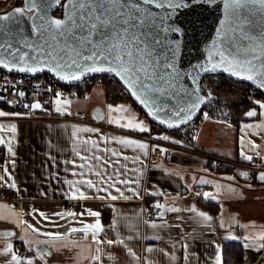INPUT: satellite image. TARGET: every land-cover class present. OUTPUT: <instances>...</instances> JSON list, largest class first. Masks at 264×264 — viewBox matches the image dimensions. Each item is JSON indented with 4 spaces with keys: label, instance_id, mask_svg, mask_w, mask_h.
Returning <instances> with one entry per match:
<instances>
[{
    "label": "crops",
    "instance_id": "0c3cea01",
    "mask_svg": "<svg viewBox=\"0 0 264 264\" xmlns=\"http://www.w3.org/2000/svg\"><path fill=\"white\" fill-rule=\"evenodd\" d=\"M19 1L21 0H0V13L17 6ZM94 93L96 97L91 96L85 101H82L83 96L70 98L73 103L69 107L64 105L62 112L56 111L57 102L49 104V109L44 112L41 109L31 112H25L20 107L14 109L16 99L9 95L5 99L7 104L0 103V110L22 114L0 118V123H14L17 126L15 133L7 130L0 132V137L12 141L11 146L15 153L13 156L8 152V143L0 145V151L4 154V158L0 160V175H5V180L0 181V232H12L9 237H0V251L7 244H11L14 251L23 258L31 259L33 264H145V261L148 264H215V255L219 248L223 264L224 243L235 242L243 249V260L237 264H262L264 251L258 252L244 247L248 243L245 237L264 234V218L247 217V210L253 208L255 201L264 197V182L257 179L260 172L248 175L247 178L240 175L246 171L238 168L234 170L239 177L218 173L214 169V162L184 151H172L168 158H162L157 153L152 157L155 146L150 145L148 138H154L160 143L177 144L176 138L179 136L174 134L164 140L159 132L141 133L123 129L115 123L109 124L108 106L124 105L148 127L141 110L135 108L131 102L110 104L105 101V89H98ZM254 106L259 112L258 106ZM93 108L99 109L104 118L97 121L90 116L88 113ZM78 113H83L85 117L78 118ZM117 115L119 114L112 113L113 118ZM261 119L259 116L247 117L236 124H230V127L229 124L218 122L220 120H205L199 123L192 138L194 150L230 162L245 163L247 161L240 155L241 139L245 142L252 140L257 145L264 146V133L243 129V125L255 124ZM73 126L91 127L98 131L79 133V139H74L71 134ZM252 131L258 134L252 135ZM113 137L131 138L147 143V155L134 148L121 146ZM87 139L95 141L99 150L94 149L91 144L85 150L81 140ZM106 148L114 149L120 155L114 157L111 152L104 151ZM76 151L80 152V156L87 157V160L77 156ZM93 153L107 159L111 166L104 164L103 160L97 162L92 159ZM248 154L255 156L251 151ZM124 156L129 159L124 160ZM137 156L139 160L134 162ZM257 158L264 165V160ZM117 160L119 163H116ZM10 161H14V164ZM81 164H92L94 167L89 171L87 166L81 168ZM4 168H7V174L4 173ZM133 169L139 171H132ZM98 170L102 171L104 186L114 180H129V184H116V187L132 198L101 200L98 197L105 196V193L88 189L83 184H75V187H79L89 197L97 198H70L74 187L67 181L91 179L96 182L101 179L94 174ZM118 173L120 174L117 175ZM229 176L234 179L228 180ZM201 178L210 183H199ZM136 179L140 180L138 185L134 183ZM12 183L16 187H10ZM2 186L12 189V197L6 198L2 195ZM128 188L139 192V196L127 191ZM111 191L112 194H117L114 189ZM154 192L160 194L153 195ZM204 192L211 193L215 199L205 198ZM199 196L219 204L217 216L201 209L197 204ZM146 203L163 204V217L144 220L142 214ZM169 207L179 208L180 211L168 212L166 209ZM193 208L212 216V221L207 224L201 222L190 211ZM86 209L101 213L103 231L99 233L100 239L123 243L97 245L90 233L87 236L83 233H68L67 230L72 227L79 228L84 223L95 222L96 218L88 216ZM69 211L77 215L64 218L55 215ZM153 222L162 227L152 228L150 224ZM28 225H32L37 231H33ZM46 232L67 234L55 238L43 235ZM233 236L236 239L230 238ZM256 243L261 244L264 241L257 240ZM36 244L42 245L48 253L45 255L35 250L33 246ZM184 245H187V250ZM97 247L101 248V258L94 261L92 256ZM20 248L26 249V253H19ZM129 248L135 253V257L128 255ZM148 248L153 251H146ZM185 255L189 256L187 261L184 260ZM6 259L0 256V264H4Z\"/></svg>",
    "mask_w": 264,
    "mask_h": 264
},
{
    "label": "snow or ice",
    "instance_id": "6c2138e0",
    "mask_svg": "<svg viewBox=\"0 0 264 264\" xmlns=\"http://www.w3.org/2000/svg\"><path fill=\"white\" fill-rule=\"evenodd\" d=\"M199 3L215 4L216 0H25L24 7L0 15V69L25 74H36L46 69L66 82L80 80L88 73H112L123 81L125 89L139 104L143 105L149 117L157 120L161 125H167L168 128L179 127L190 121L196 111L205 103V95L201 94V87L198 84L201 73H228L232 77L253 81L258 88L264 89V26H261L259 30L252 28L254 21L244 12L248 7L258 8L260 10L258 14L264 20V0H223L224 19L220 21L216 37L209 46L206 61L193 65L187 71L178 66L179 41L171 40L169 36L179 33L181 29L172 23V20L180 10ZM54 6L63 8V18L48 16V9ZM25 16L31 21V35L34 37L32 40L22 37L21 25ZM13 24L15 29L12 27ZM186 78L191 81L193 87L186 85ZM16 94L21 98L26 95L22 90ZM55 95L57 98L61 96L59 92ZM206 95L209 100L213 99L211 92ZM174 98L178 99L180 103L175 107H170L165 101ZM252 102L258 106L260 111L258 112L254 108L246 111L244 115L248 118L259 116L262 119L255 124L245 123L243 129L259 130V133H264V102L259 100ZM9 103L12 102L9 101ZM67 104L66 99L63 100V103L57 99L56 111L62 112L64 105ZM23 106L29 111L41 109L39 101ZM108 113L109 124L115 123L123 129L136 130L141 133L150 131L144 121L139 120L131 109L124 105L115 107L109 105ZM112 113L119 115L113 118ZM21 115V113H8L0 110V118ZM203 116L205 120L210 119L206 112ZM218 122L223 123L224 121ZM16 128L14 123L9 125L0 123V132L7 130L15 133ZM97 131L91 127L76 128L73 126L71 134L74 139H79V133H96ZM251 134L258 133L252 131ZM101 138L103 139V137ZM112 139L121 146L134 148L147 155L149 145L145 142L123 137H113ZM162 139L168 140L169 137L165 135ZM81 142L85 145V150H88L86 147L88 144L99 150L95 141L87 139L81 140ZM5 143L9 145L8 152L14 156L12 141H6L0 137V145ZM246 148L247 150H245ZM104 151L111 152L114 157L120 155V152L114 149L106 148ZM249 151L253 152L255 157L264 160V146L257 145L252 140L245 142L242 138L240 155L245 161L254 159L253 155L248 154ZM76 155L80 156V152L76 151ZM80 158L87 160V157L84 156H80ZM92 159L97 162L103 160L104 164L111 166L107 159L94 153ZM128 159L127 156H124V160ZM138 160V156L134 158V162ZM10 163L14 164V161H10ZM69 163H74V161H69ZM116 163H119V160ZM86 166L89 171L94 167L92 164L80 165L81 168ZM3 171L5 174L8 172L7 168H4ZM132 171L138 172L139 170L133 169ZM94 174L101 179L96 182L91 179L78 182L67 181L70 186L74 187L70 198L79 200L97 198L89 197L79 187H75V184H83L88 189L105 193V196L98 197L101 200L107 198L116 201L117 199L129 200L132 198L125 195L124 190L116 187V184H129V180H114L104 186L102 171L98 170ZM81 175L83 176L84 173ZM240 175L247 178L249 174L241 172ZM7 178L11 179L10 176ZM227 179L233 180L234 177L229 176ZM257 179L264 182V172H260ZM3 180H5V175H0V181ZM134 183L138 185L140 180L136 179ZM199 183L210 182L201 178ZM98 185L100 186L98 187ZM9 186L16 187L15 183ZM112 189L117 194H112ZM127 191L133 192L134 196H139V192H134L132 188H128ZM152 194L159 195L160 193ZM197 195L200 194L197 193ZM203 196L215 199L209 192H204ZM155 207L164 209V205L160 203H156ZM85 211L88 216L96 218L95 222L84 223L79 228L72 227L67 230L68 233H83L85 236L90 233L92 240L97 245L111 246L123 243L112 239H100L99 233L103 231L101 213L91 209ZM166 211L179 212L180 209L169 207ZM190 211L195 213L199 220L205 224L213 219L212 216L203 211L198 212L195 208ZM40 215L45 216L44 213H40ZM55 215L64 218L74 217L77 214L69 211L55 213ZM163 215L164 213L161 211L160 216L163 217ZM150 226L152 228L162 227L154 222ZM28 227L37 231L32 225H28ZM66 234L43 233L45 236L55 238ZM0 235L11 236L12 233L5 231ZM156 238L159 239V237ZM230 238L236 239L234 236ZM245 239L248 240V243L244 245L245 248L255 249L258 252L264 251V243H256L257 240L264 241V234L245 237ZM183 247L187 250V245ZM146 251L152 252L153 249L148 248ZM100 252L101 248L97 247L92 260H100ZM164 254L168 255L167 252ZM128 255L135 257V253L130 248ZM0 256L7 258L4 264H33L31 259L23 258L14 251L11 244H7L0 251ZM188 259L189 256L185 255L184 260ZM145 264H148V261H145ZM215 264H222V253L219 248L215 255Z\"/></svg>",
    "mask_w": 264,
    "mask_h": 264
},
{
    "label": "built area",
    "instance_id": "2783aa9c",
    "mask_svg": "<svg viewBox=\"0 0 264 264\" xmlns=\"http://www.w3.org/2000/svg\"><path fill=\"white\" fill-rule=\"evenodd\" d=\"M62 13L63 8L61 6H57L56 10L53 12V15L56 17H61ZM100 77L101 76L88 77L82 80L80 83L84 82L87 86L92 87L97 83ZM218 78L219 75L214 74L206 75L202 78L200 87L201 94L205 95V103L203 104V107L199 111L198 115L188 124L180 128L183 132H185L192 126L198 125L199 123L205 121L203 116L205 112L209 114L210 119L224 121V123L226 124H233V115L229 107L223 103H217L214 100V97L213 99L209 100L206 95L209 92H211L212 94V85L214 82L218 81ZM13 85H15V87H13ZM20 90L26 93L25 97L21 98L16 94ZM57 92L61 94L60 98L76 97V92L72 85L64 84L45 72L23 75L19 73L9 72L7 69H0V94L9 95L15 99L20 98L21 100H16L15 104L25 112L33 111H29V109H26L23 106L24 104H31L29 102L30 100H40L45 103H49L50 100L57 98V96L55 95ZM250 92L251 93L249 94V100H251V102L253 100H259L261 102H264V94H262L259 90L252 88ZM85 93L87 92L85 91ZM126 94L127 93L124 91L123 95ZM129 102L133 103L132 99H130ZM225 113H227V115H225ZM141 114L144 119L147 120L150 132H159V134L162 136H174V130L161 128L152 121H150L145 115V113H143L142 111ZM77 117L84 118L85 115L83 113H78ZM176 140L177 144H166L157 142L154 138H148V142L150 143V145L155 146L152 152V157L157 153L160 154L162 158H168L172 151H184L199 155L207 161H212L217 167L229 166L244 170L248 172L249 176H252L253 174L259 172H264V165H262L260 160L255 156L252 161H247L245 163H234L228 160L215 158L212 155L194 150L192 139L184 135L179 136L178 138H176ZM3 158L4 154L0 151V160H2ZM1 193L6 198L12 197L13 195L12 189L6 186L1 187ZM161 211L162 209H157L155 207V204L146 203L144 204V210L142 214L143 219L146 221L154 220L160 216ZM19 253H26V249L20 248Z\"/></svg>",
    "mask_w": 264,
    "mask_h": 264
},
{
    "label": "water",
    "instance_id": "95a60500",
    "mask_svg": "<svg viewBox=\"0 0 264 264\" xmlns=\"http://www.w3.org/2000/svg\"><path fill=\"white\" fill-rule=\"evenodd\" d=\"M24 6H25V0H22L21 5L14 6L10 10L0 13V15L8 14L10 12H13L16 8H22ZM56 8L57 6L49 8L48 16L52 18H63V13L61 17H56L53 15V12L56 10ZM259 11L260 10L258 8H252V7H248L244 10L245 14L249 15L251 19L254 21V23L252 24V28L257 30H259L261 26H264V20H262L261 16L258 14ZM223 19H224L223 0H216L215 4H207V3L195 4L189 8L180 10L177 13V15L173 18L172 23H174L177 27H179L181 31L179 33L170 34L169 39L179 41L180 50L178 57V66H180L182 70L185 71L190 70L193 65H196L198 63H204L206 61L209 46L211 45L212 41L215 39L216 30L220 27V21ZM12 27L13 29H15L14 24L12 25ZM21 27H22V37H26L30 40L34 39V37H32L31 35V21H29L26 16L23 18ZM12 72L19 73L16 71H12ZM42 72H45L51 75L52 77H54L55 79L59 80L60 82L68 85L79 84L82 80L92 76L112 77L122 86L124 91L129 95L132 101L141 109V111L145 113V115L148 117L150 121L155 123L157 126L168 130H176L182 128L183 126L188 124L191 120H193L203 107L202 104L201 108L196 111L193 118L187 123L182 124L179 127L168 128L167 125H161L157 120H153L151 117H149L143 105L139 104V102L136 101L135 98L132 97L131 94L125 89L123 81L112 73H88L82 76L80 80L66 82L60 80L54 73L48 72L46 69ZM19 74L29 75L30 73L29 74L19 73ZM213 74L223 75L232 80L243 82L245 84L250 85L252 88L259 90L262 94H264V89L258 88L257 84L253 81H246L236 77H232L228 73H224V72H217ZM206 75H212V74L201 73L200 80L198 81L199 85L201 83L202 78ZM185 83L187 86L193 87L191 81L187 80V78L185 80ZM165 102L168 103L170 107H175L178 103H180V101L175 98L172 100H167ZM102 115L103 114L99 109L93 110L92 116L95 120L100 121L101 120L100 117H103ZM7 232H11V231L7 230ZM0 237H9V236L0 235ZM33 248L37 251L48 253V251L42 245L36 244L33 246Z\"/></svg>",
    "mask_w": 264,
    "mask_h": 264
},
{
    "label": "trees",
    "instance_id": "16d2710c",
    "mask_svg": "<svg viewBox=\"0 0 264 264\" xmlns=\"http://www.w3.org/2000/svg\"><path fill=\"white\" fill-rule=\"evenodd\" d=\"M22 4V0L18 2V5ZM104 85L105 87V101L110 104H117L118 102L129 101L130 97L128 94L123 95L124 89L122 86L112 77L101 76L97 81ZM75 89L76 96L81 97L85 94V91L88 92L92 87L87 86L84 82L72 85ZM252 87L243 82H238L227 78L223 75H219L218 81L214 82L212 85V95L214 100L217 103H223L229 107L233 115V123H238L240 120L246 119L247 117L244 113L250 109H254L255 106L251 100H249V94L251 93ZM0 103L5 105L7 104L6 98L7 95L0 94ZM17 101H20V98H16ZM39 101L41 105V111H47L49 109V103H45L40 100H30V103ZM135 108L138 106L135 103H132ZM7 107H9L7 105ZM19 106H15L14 109H18ZM139 109V108H138ZM199 125V124H198ZM198 125H194L187 129L185 132L180 130H174L173 133L176 136H186L190 139L193 138L196 133ZM214 169L218 173L230 174L233 176H238L235 168L229 166L217 167L214 166ZM197 204L201 209L209 212L210 214L217 216L220 210V206L217 202L212 200L205 199L202 196L197 198ZM243 260V249L239 243L235 242H226L223 245V264H237Z\"/></svg>",
    "mask_w": 264,
    "mask_h": 264
},
{
    "label": "rangeland",
    "instance_id": "374dc122",
    "mask_svg": "<svg viewBox=\"0 0 264 264\" xmlns=\"http://www.w3.org/2000/svg\"><path fill=\"white\" fill-rule=\"evenodd\" d=\"M97 88V89H96ZM94 89H96V90H98V89H100V90H104L105 89V87H104V85L102 84V83H100V82H97L94 86H92V88L85 94V95H83V97H82V101H85V100H89L90 99V97L91 96H93V97H96L94 94H96V93H94V92H96V90H94ZM57 99H59L60 100V102L61 103H63V100H67L68 101V104L67 105H65L66 107H69L70 106V104H72L73 102H71L70 101V97H64V98H56V99H53V100H50L49 101V104H51V103H56L57 102ZM93 110H94V108L93 109H91L90 111H89V115L91 116L92 115V113H93ZM69 113V112H68ZM46 117H48L47 115H46ZM256 195V194H255ZM262 196V195H261ZM259 199H261L260 201H255L256 202V204L253 206V208L252 209H248L247 210V217H250V218H256V219H258V218H264V197H261V198H259Z\"/></svg>",
    "mask_w": 264,
    "mask_h": 264
}]
</instances>
